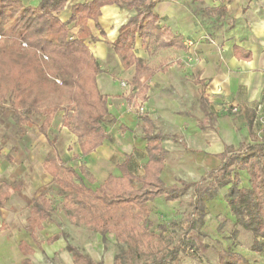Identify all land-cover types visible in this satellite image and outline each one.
<instances>
[{
	"label": "trees",
	"instance_id": "trees-1",
	"mask_svg": "<svg viewBox=\"0 0 264 264\" xmlns=\"http://www.w3.org/2000/svg\"><path fill=\"white\" fill-rule=\"evenodd\" d=\"M66 1L40 0L38 5L32 6L25 5L22 0H0V107L8 102L7 108L21 130L35 125L44 136H48L57 112H70L63 117L61 126L76 137L81 154L86 156L109 139L102 123L110 115L108 95L101 93L97 85V74L101 71L98 60L85 42L90 34L86 20L93 19L95 27L105 36L98 22L101 7L125 5L136 11L120 25L117 37L110 43L126 67L134 66L131 80L134 90L128 97L137 109L148 99V80L156 72L165 71L166 66L154 65L136 56L133 51L135 38L141 39L149 55L167 48L186 50V45L181 34L160 24L154 0L75 3L68 20L62 21L58 13ZM72 21L80 25L75 38L70 36L67 27ZM200 102L208 105L203 94ZM142 113L138 112V115L143 122L147 154L143 174L137 175L130 170L129 156L126 155L116 164L120 173H109L96 187L85 183V180L89 183L96 181L85 161L77 168L67 165L59 155L55 141L47 137L50 150L42 164L51 181L64 193V216L72 223L84 224L95 233H111L124 244L126 247L116 256L114 264H164L195 247L196 242L190 236L195 225L190 222L181 226L177 242L169 231L170 226L176 225L174 220L158 224V232L151 231L148 219L151 209L147 203L158 197L177 201L183 188L194 185L193 213H198L204 207V196L210 198L219 188L230 184L225 201L236 220L228 224L229 237L255 253H264V127L262 136L258 137L252 128V114L251 117L248 115V134L258 142L225 145L224 150L216 155L223 165L204 187L198 188L197 182L184 181L181 187L166 186L160 174L167 151L159 134L153 132L152 119ZM111 120L116 122L112 116ZM125 129L122 126L121 134ZM237 147H244V150L238 152ZM229 154L232 156L228 158ZM240 171L247 173L248 187L241 185ZM19 188L2 182L0 206L10 196V189ZM51 212L52 203L45 194L33 198L26 231L32 236L36 230L42 229L43 221ZM224 225L220 223L219 229ZM55 238L52 236L48 241ZM18 248L24 255L33 253V248L23 240L18 243ZM79 260L82 264L88 263L81 256L76 258ZM22 264H32V261L25 257ZM218 264L249 263L236 252L220 249Z\"/></svg>",
	"mask_w": 264,
	"mask_h": 264
},
{
	"label": "rangeland",
	"instance_id": "rangeland-1",
	"mask_svg": "<svg viewBox=\"0 0 264 264\" xmlns=\"http://www.w3.org/2000/svg\"><path fill=\"white\" fill-rule=\"evenodd\" d=\"M166 57V52L157 50L150 55L149 61L157 64L161 60L166 61ZM124 82L126 89L120 95H113V98L108 100L110 115L102 123L104 131L108 134V141L112 144L111 147H115L113 153L106 154L108 164L99 155H95L97 159L95 166L90 164L89 156H74L76 155V139L61 126L63 117L68 116L70 112H57L48 136H44L35 125L25 127L24 131L21 130L15 123L11 110L7 108L8 102L0 107V165L2 162H7L5 169L0 168V182L6 180L12 185L21 184L23 187L22 191L15 192L9 202L0 209L2 228L5 227L0 230L8 234L12 250L14 241L17 242L26 225V217L29 214V205L26 201L35 190L32 182H35L36 176L40 181L36 192H43L52 203V212L43 222L44 229L36 230L34 233L42 244L35 246L36 253L32 255V264H82L80 260L76 261L78 256L86 259L87 264H114L116 256L126 247L111 233L101 235L91 231L84 224L70 222L62 211L64 193L51 181L50 177L45 176V173L41 176L38 173L42 171V155H46L50 150L47 137L55 141L59 155L67 165L77 168L82 160L86 162L88 169L96 178L94 183L85 180V183L91 187L101 183L105 172L109 171L113 164L123 160L128 152L130 153V169L136 174L142 172L146 161L143 122L137 119L136 124L134 122L131 124L127 120L130 114L138 115L139 109L128 97L132 92L131 84L126 80ZM170 87L169 96L176 98L179 102V110L184 111L185 108L190 112L194 118V124L191 125L188 121L187 117L190 115L186 113L179 114L183 118V122L179 123L169 122L166 125L159 117L154 119L153 132L160 134L163 146L167 150L163 180L165 183L174 180L173 185L179 187L182 186V181L197 182V187L202 188L223 165L221 162L211 168L212 166L206 163L210 160L211 153L215 152L214 143H233L238 146L237 141L258 142L248 134L247 115L251 117V110L254 112L252 127L255 134L261 137L264 126V97L257 104L249 107L241 108L238 104L224 103L221 108L211 109L202 106L195 98L185 99L176 87L172 85ZM146 108L148 111L146 114H150V105L147 104L144 107V112ZM111 116L116 118L117 122H113ZM42 119L41 117L40 122ZM120 123L129 128L123 135L120 133ZM242 150L244 147L236 148L238 152ZM230 156L232 155L229 154L228 158ZM115 173L118 174V171ZM239 174L241 185L249 186L247 173L240 171ZM229 186L230 184L219 188L210 198L204 196V207L198 213H193L194 185L183 188L178 193L177 201H166L163 197H158L148 202L151 209L148 216L151 231L158 232L156 228L158 224L174 220L176 225L170 226L169 231L177 242L181 235V226L190 222L195 225L190 231V236L196 242L195 247L180 253L175 258L168 259L164 264H218L220 249L240 254L249 264H264V253H255L229 237L228 224L236 220L225 201ZM220 223L225 225L219 229ZM52 234L64 238L63 245L54 251L50 244L45 242L46 237ZM13 258L14 261L17 257L13 256ZM13 261L12 264H14Z\"/></svg>",
	"mask_w": 264,
	"mask_h": 264
},
{
	"label": "crops",
	"instance_id": "crops-1",
	"mask_svg": "<svg viewBox=\"0 0 264 264\" xmlns=\"http://www.w3.org/2000/svg\"><path fill=\"white\" fill-rule=\"evenodd\" d=\"M89 1L91 0H67L65 7L59 11L58 17L62 21L68 20L71 14V7L75 3H87ZM154 1V10L160 18V24L169 26L174 33L181 34L184 37L186 50L176 48L160 49V51L166 52L167 60H161L157 64H164L166 70L156 72L148 80V99L143 103L150 105L151 113L148 115L152 119L153 124L155 123L154 119L158 117L162 122L164 121L163 124L166 125H168L169 122H183V118L179 115L183 113L189 114L190 117H187V119H189L188 121L191 125L194 124V118L191 116L190 112L185 110V108L184 111H182V109L179 110V102L176 98H171L169 96L170 85L176 87L177 91H180L185 99L190 100L195 98L202 106L204 105L200 102V95L203 94V97L208 101V105L204 107L211 109L213 107L221 108L224 103L238 104L241 108L249 107L252 104H257V102L264 97V0ZM22 2L25 5L36 6L39 4L40 0H22ZM135 13L136 11L134 9H129L125 5L120 6L112 4L101 7V14L98 18V22L105 32V36L101 34L100 29L95 27L93 19H87L85 23L90 33L85 39V42L94 57L98 60L101 69L97 74V85L101 93L108 95V100L113 98V95H120L126 89L124 88L126 86L122 85L124 80L131 84L134 75V66L126 67L122 58L114 52L113 45L110 42H113L117 37L120 25L127 22ZM67 27L70 36L75 38L78 35L80 25L72 21ZM92 37L97 38V40L94 41ZM133 51L136 56L149 61L150 55L143 48L139 37L135 38ZM133 90L132 88V91ZM147 104H145V106ZM147 112L146 108L145 113ZM251 114H254L252 110ZM137 119H140L139 115L133 116L130 114L129 117H127V120L131 124L133 122L136 124ZM122 126L124 125L120 123L119 127L121 129ZM124 127L126 128L125 131L129 130L128 126ZM227 128L229 127L227 126ZM66 131H68L67 128ZM71 135L73 134L71 133ZM108 140L109 139L104 140L95 151L86 155L89 156L90 164L95 166L97 162L95 155H99L107 164L109 163L106 154L113 153L115 147H111L112 144ZM160 142L163 146L161 137ZM237 143H240V141H237ZM231 144L235 145L233 143H214L215 152L211 153V158L207 160L206 163H209L212 166H210L211 168H213L214 165H219L222 161L216 155L224 150L225 145ZM76 145V155L79 157L84 156L81 154L77 143ZM116 150H118V148H116ZM126 154L130 157L129 152ZM45 156L46 155H42V171H38V173H40L39 176L45 173L46 177L51 178L42 164ZM83 161L84 160H82V162ZM119 162L113 164L112 168L105 172L103 180L109 173L116 174L115 171H118V174L120 173L116 167V164ZM6 163L7 162H2L0 168L5 169L7 167ZM165 164L166 162L164 161V167L160 174L163 182L162 175ZM113 169H115V171H113ZM142 174L143 167L142 172L137 175ZM2 182L9 183L4 180L1 181L0 184ZM39 183V178L36 176L35 182H32L35 190H33L26 201L29 205V213L31 200L43 193L36 192V187ZM174 183V180L166 183L164 182L166 186H172ZM11 186H20V188L19 190L10 189V196L7 201L0 206V209L9 202L15 192L23 190L21 184H11ZM242 186L248 187L247 185ZM28 216L29 214L27 217ZM27 217L23 234L19 236L17 242L14 241L15 243L12 245L14 247L13 250L10 248L12 243L9 241L10 239H8V234L3 233L4 230H0L1 264H12V259H14L13 256L17 257L13 261L14 264H22V260L25 257H29L32 261V255L36 253L35 246L42 244V241L38 240L35 234L31 236L26 231ZM42 224V229L38 231L44 229V223ZM0 228H2L1 213ZM52 236H56V234L46 237L45 242L50 244L54 251L63 245L64 238L56 236L54 240L48 241V238ZM22 240L33 248V253L29 255L21 253L18 248V243Z\"/></svg>",
	"mask_w": 264,
	"mask_h": 264
},
{
	"label": "built area",
	"instance_id": "built-area-1",
	"mask_svg": "<svg viewBox=\"0 0 264 264\" xmlns=\"http://www.w3.org/2000/svg\"><path fill=\"white\" fill-rule=\"evenodd\" d=\"M22 45L25 46V43H23ZM43 58H45V56H43ZM122 85L125 86L126 83L123 82ZM139 112H141V113L144 112V107H143V106H141V107L139 108Z\"/></svg>",
	"mask_w": 264,
	"mask_h": 264
}]
</instances>
